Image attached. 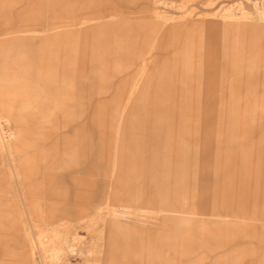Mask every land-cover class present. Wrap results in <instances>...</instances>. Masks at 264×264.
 Listing matches in <instances>:
<instances>
[{
    "label": "rangeland",
    "instance_id": "obj_1",
    "mask_svg": "<svg viewBox=\"0 0 264 264\" xmlns=\"http://www.w3.org/2000/svg\"><path fill=\"white\" fill-rule=\"evenodd\" d=\"M0 264H264V0H0Z\"/></svg>",
    "mask_w": 264,
    "mask_h": 264
}]
</instances>
